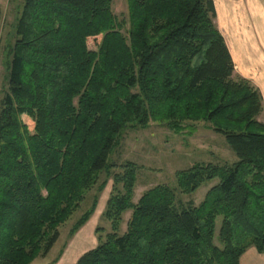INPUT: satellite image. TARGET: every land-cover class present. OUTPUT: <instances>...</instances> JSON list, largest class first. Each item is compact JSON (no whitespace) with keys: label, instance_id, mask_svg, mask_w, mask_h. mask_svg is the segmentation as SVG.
Here are the masks:
<instances>
[{"label":"trees","instance_id":"trees-1","mask_svg":"<svg viewBox=\"0 0 264 264\" xmlns=\"http://www.w3.org/2000/svg\"><path fill=\"white\" fill-rule=\"evenodd\" d=\"M113 3L23 0L0 98V264L47 258L95 192L71 236L90 221L110 179V231L97 228V247L76 264H240L252 248L264 254V99L236 75L214 0H127L121 20ZM201 122L237 161L197 163L176 173V188L134 203L139 167L110 161L126 131L155 123L193 135ZM217 179L198 206L178 199Z\"/></svg>","mask_w":264,"mask_h":264},{"label":"rangeland","instance_id":"rangeland-1","mask_svg":"<svg viewBox=\"0 0 264 264\" xmlns=\"http://www.w3.org/2000/svg\"><path fill=\"white\" fill-rule=\"evenodd\" d=\"M0 2L2 7V22L0 27L1 98L6 89V60L9 57L8 52L10 47L14 43L15 28L23 7V0H1ZM113 11L120 20L127 18V0H114ZM101 39V36L96 39L90 38L88 40V48L91 51L98 50ZM259 121L264 122V112L259 117ZM194 126L196 132L193 135H190L188 131L177 134L174 131L155 123L151 124L144 130L126 131L120 147L113 152L110 161L117 166L132 162L139 167L134 203H138L146 191L156 186L167 185L171 188H176V173L188 170L197 163L224 166L225 164H233L237 161L235 153L230 148L224 136L217 134L207 123L201 122L194 124ZM113 172L119 173L121 170L115 169ZM218 183V179L208 182L192 195H184L178 191V199L184 203L192 201L198 206L204 200L207 192ZM112 188L113 180L110 179L105 190L99 197L96 211L92 216V223L88 226L89 221L84 226L85 229L77 239V242H75V238H77L78 233L84 227L76 235L71 236L72 226L90 207L95 192L88 195L81 210L76 212L72 219L60 228V239L55 244L48 257L45 259H37L32 264H51L60 256L62 251L64 253L69 246H72L73 251H79L84 246V243L91 239L92 231L94 232V229L97 247V228H102L106 232L110 231V223L106 220L103 214L112 192ZM131 215V211L124 214V222L121 228L123 233L127 230V223L130 220ZM220 224L221 217L217 220V229H219ZM90 250L92 249H86L84 252L86 253ZM84 254H82V256Z\"/></svg>","mask_w":264,"mask_h":264},{"label":"crops","instance_id":"crops-1","mask_svg":"<svg viewBox=\"0 0 264 264\" xmlns=\"http://www.w3.org/2000/svg\"><path fill=\"white\" fill-rule=\"evenodd\" d=\"M214 4L216 24L232 55L236 75L250 80L264 99V0H214ZM92 221L93 218L88 226ZM94 232L79 251L69 246L56 264H76L84 250L94 249ZM240 264H264V254L252 248L242 256Z\"/></svg>","mask_w":264,"mask_h":264}]
</instances>
